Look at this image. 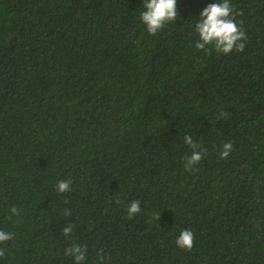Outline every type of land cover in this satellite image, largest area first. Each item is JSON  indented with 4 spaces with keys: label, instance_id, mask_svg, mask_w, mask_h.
Masks as SVG:
<instances>
[{
    "label": "trees",
    "instance_id": "1",
    "mask_svg": "<svg viewBox=\"0 0 264 264\" xmlns=\"http://www.w3.org/2000/svg\"><path fill=\"white\" fill-rule=\"evenodd\" d=\"M214 2L153 35L143 0H0V264H264V0H229L228 54L195 47Z\"/></svg>",
    "mask_w": 264,
    "mask_h": 264
},
{
    "label": "clouds",
    "instance_id": "2",
    "mask_svg": "<svg viewBox=\"0 0 264 264\" xmlns=\"http://www.w3.org/2000/svg\"><path fill=\"white\" fill-rule=\"evenodd\" d=\"M177 0H143V8L145 9L140 18L142 23L146 26L148 33L155 35L160 31L166 23L174 22L178 17ZM201 21L195 25V31L199 39L195 43L198 50L211 51L208 48L212 45L215 51L222 54H228L234 49L238 52H243L247 37L244 31L238 27L233 17V9L230 6L229 0H222V2H214L208 5L200 13ZM227 114L220 112V116L224 117ZM184 142L192 149V154L186 158L185 169H190L197 165L206 149L201 151L200 145L193 141V139L186 135ZM220 158L226 159L233 150V145L226 142L221 146ZM70 180L59 181L56 186L58 193H65L70 191ZM119 203V201H117ZM140 211V202L138 200L132 201L128 207L129 216H134ZM13 215H18V210L11 208ZM70 211L65 210V215H70ZM154 218L159 220L160 213H156ZM73 225L68 224L63 227L62 233L66 237L72 233ZM13 239V234L0 230V244L6 243ZM176 245L190 251L194 246V234L191 230L185 229L180 232L176 239ZM4 250L0 248V256H4ZM66 255L73 258L74 264H84L86 260L87 249L86 246L73 244L66 249ZM99 259H104L102 251L98 253Z\"/></svg>",
    "mask_w": 264,
    "mask_h": 264
}]
</instances>
